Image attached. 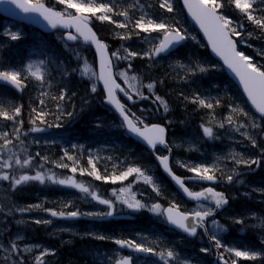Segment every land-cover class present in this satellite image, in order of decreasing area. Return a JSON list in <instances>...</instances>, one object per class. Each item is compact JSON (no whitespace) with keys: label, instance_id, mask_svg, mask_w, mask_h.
Instances as JSON below:
<instances>
[{"label":"rangeland","instance_id":"1","mask_svg":"<svg viewBox=\"0 0 264 264\" xmlns=\"http://www.w3.org/2000/svg\"><path fill=\"white\" fill-rule=\"evenodd\" d=\"M31 1L34 2V0ZM94 2H100V0H94ZM102 2L111 5L120 4V12L128 13L127 19L118 15L120 12L108 13L112 19L115 18V21L126 23L127 27L120 28L114 23L118 34L115 33L113 38H116L118 43L114 46L112 39H107L105 42L111 48L112 53L117 52L121 57L126 56L127 52L140 54L130 59L112 57L116 76L128 92L135 97H148L147 100L132 108L140 118L151 123H163L170 129L169 143L174 152L173 169L183 176H194L195 173L188 171L187 167H181V164L189 167L204 165L212 169L210 174L214 173L216 177L227 180L228 176L233 177L241 169L252 168L255 165L237 163L238 160L250 162L262 156L258 161L261 168L264 167V120L246 111L228 79L226 80L228 83L222 87L212 83L221 79L223 68L204 58L206 57L202 53L204 45L198 33L192 27L182 23L184 22L182 16L175 10L173 1H171L173 11L168 12L169 18H166L164 23L179 27L190 38L191 44L184 47L181 53L170 57L171 59L157 61L143 54L159 44L161 33H144L135 28L134 24L142 16L152 19L151 16L157 15L158 2H162V0H102ZM219 2L222 7L218 11L229 18L232 21V26L240 32L239 37H234L238 41L241 52L251 57L253 62L261 67V70H264V28L257 26L254 22L250 23L247 18L245 21L243 17H237L236 15H245L236 9L230 0H219ZM250 10L258 15V19H264V0H252V9ZM74 11V9L67 10V12ZM98 14L101 15V13H97V16H99ZM172 22H176V24L172 25ZM11 34H15L19 38L13 40ZM121 36L129 38L122 39ZM51 38L68 52L75 66L73 74L80 82L86 84L85 91H79L81 97H87V100L83 102L88 104L86 110L72 108L67 112L65 106L60 107L59 104L53 102L55 100L53 97L57 93L52 87V73L50 76L49 72L51 67L48 68L47 73V76L51 77V81L43 78L37 80L30 75L29 65H32L33 71L39 68L42 77L44 73V60L36 48L39 43L33 42V35L30 31H24L13 24L0 26V71H17L21 75L23 73V80L27 82L30 91L32 88L36 89L37 86H40L42 90H36V92L38 94L46 93L42 95L45 98H38L39 105L43 101L49 107L47 111L42 108L37 111L46 113L41 119H36L29 112L35 121L47 119V125H43L45 129L37 127L35 122L23 123L25 118L21 117V114L24 111L16 117L15 121L0 117V163L4 160H9L12 163L11 168H0V174L6 172L10 177L18 178L20 175L34 176L40 172L45 177L43 183L30 180L15 187L12 186L11 179L0 180V199L5 203V205L3 203L4 209L0 210L1 263L35 264L36 257L47 250L49 254L43 256L44 264H113L114 260L121 256L115 243L116 240L121 239V235L124 237L127 235L129 240L153 249L154 258L147 264H166V262L167 264H204V260L201 258L204 255H208V260L212 259L214 256L209 257L211 252L210 254L201 251L205 248V240L201 237L198 242L191 241L182 235V237L177 236L175 232L166 228H162L160 232L130 229L131 236L120 229H117V233H112L115 221H117V225H120L119 222L126 220L127 217L139 216L143 212L156 221L165 222L163 214L149 211L153 204L161 205V213H163L166 203L175 204L177 208L189 213L206 208L199 205L192 206L184 201L163 177L158 165L150 162V154L145 149L133 146L130 148L115 146V138L121 136L126 138V133H124L122 123L110 109L102 104L103 95L97 78L93 50L81 43L74 46L66 45L61 33H57ZM10 43L22 45L13 49H20L22 57H25L24 64L12 63L10 59L11 56L14 57L13 53L8 58L5 56L2 46ZM23 49L25 52H22ZM138 59L139 63H137ZM193 61L196 63L191 64ZM13 64L16 66H12ZM172 65L178 75L172 81H175L176 89H179L182 94L178 97L180 106L189 109L195 104L199 105V103L193 102L194 99L199 98L216 107L214 110L208 111L199 105L200 109H195L198 114L194 115V118L187 119L186 125H180L168 97L162 96L159 92L160 88L164 89L165 82L164 79H158L156 73L162 68V73H164L165 68L168 70ZM85 66L88 68L87 72H85ZM200 67L205 68L206 71L200 72ZM122 72L127 73L128 83L125 82L124 77L119 75ZM132 76H136L137 80L131 81ZM166 79L171 83L169 78ZM149 83L155 85L152 91L146 87ZM93 86L96 88L95 92L92 91ZM137 89L140 94H137ZM156 96L163 98L167 103L168 111H164L163 106L156 100ZM24 100L25 97L21 101ZM27 101L36 103L37 99L30 95ZM17 102L20 103L13 96H8V92H0V110L8 111L11 114L15 108H23V105H17ZM222 106L226 109H222L223 112L219 113ZM201 109H203L202 112ZM26 114L28 115L27 111ZM229 117H231L232 123L228 122ZM83 119L86 124L84 127L86 126L88 130L76 133L77 137L73 138L77 125ZM202 120L204 121L202 122ZM188 121H195L197 124L191 126ZM221 125L223 126L221 127ZM204 127L212 129V136L204 134ZM176 128L183 129L182 131L187 134L178 133ZM5 132L8 133L7 139L12 140V144L7 148L2 147L5 142L2 134ZM81 133L83 135H80ZM101 135H108L103 141L112 140V144H95L101 140L99 138ZM164 154L160 151V155ZM68 156L73 159L69 160ZM16 158L21 161L30 159V166L16 165L14 163ZM89 160H92L96 167L108 171V176L119 175L129 167H139L146 175L153 178L159 188V194L153 191L152 186L145 184L142 179L137 180L135 175L117 183L96 180L94 177L89 180L86 172L83 175L80 173V169L85 166L87 169H91ZM64 164L68 167L59 166ZM72 167H76L77 172L73 173ZM16 169H18L17 173H15ZM49 176H52L53 179L49 180ZM69 178L88 187L89 192L96 193L99 199L111 201L113 207L110 209L108 205L100 203L99 199H93L90 194L84 193L78 188L54 182ZM161 178H164L165 181L163 182ZM246 179H239L234 186L222 189L230 198L235 197L236 200L238 197L245 198L250 206L247 216L238 219L237 214L241 212L240 210L224 208L222 215L215 220L223 226L224 230H218L212 221L209 222L208 230L211 236L215 234L221 241L223 247L220 249L229 262L236 259L237 264H264V208L257 207L258 203L254 208L252 206L256 196H262V201H264V178L261 175L250 176ZM129 186L131 194H134L136 199L147 207L136 211L129 209L126 204L121 202L122 198H129V193H121L120 189ZM34 205H40V207H32ZM21 209L24 211H20ZM51 211L63 212L65 215L63 217L52 216ZM108 211H112L113 215H104ZM71 212H77L79 215L70 217L68 213ZM36 220L49 222L37 224ZM237 220L245 222V225L241 226L236 223ZM101 236L106 239H99L98 237ZM242 238L251 241V244L248 243L251 245L249 248L240 247ZM13 243L17 245L16 250L12 249ZM228 248L256 252L258 257L254 261L235 258L227 251ZM25 249H31V251H25ZM168 251L175 253V259H169L166 255L164 259H161L159 253L166 254ZM137 264L145 263L138 261Z\"/></svg>","mask_w":264,"mask_h":264},{"label":"snow or ice","instance_id":"2","mask_svg":"<svg viewBox=\"0 0 264 264\" xmlns=\"http://www.w3.org/2000/svg\"><path fill=\"white\" fill-rule=\"evenodd\" d=\"M12 4L19 9H21L25 13H39L48 23L53 27H57V25H61L64 27H75L76 32L86 43L94 44L100 54V75L99 79L103 81L104 88L107 93V102L114 105L117 111H119L121 117L123 118L124 124L127 126L128 130L132 133H135L138 137H141L144 141L147 142L152 148H155L157 144L164 145L165 144V129L160 125H144L143 128L138 126V124H143L142 120L138 122H134L133 118L135 117V113L131 115L126 111L125 105L121 103V101L117 98V91L124 93L129 100L132 99V96L128 94L125 88L121 87L120 84L116 82L113 78L112 73V59L107 55V45L101 42L96 34L92 31L90 25L91 18L95 17L101 21H109L115 23L117 27L125 28L127 27L126 23L113 21L112 17L108 15V13H113L114 8L110 3H105L100 0V2H94V0H57V3L64 5V11H56L53 8L47 7L44 3L39 2L37 0L36 3H32L31 0H10ZM186 7L189 12L193 16V18L199 23L200 27L204 30L205 35H207L209 42L212 45L213 51H215L219 56H221L224 60V63L228 65V67L239 77L240 82L244 86L245 92L248 94L249 99L252 104L255 105L256 109L264 114V70H261V67L257 66L251 57L246 56L243 52L237 50L236 41L232 39L233 36L239 37L240 32H238L235 27L232 26V21L225 17L223 14L219 13V9L222 7V4L219 0H184ZM230 3H234L235 8L240 10L242 13L246 14L247 19L249 21L254 22L257 26L264 28V19L255 18L250 9H252V0H230ZM160 7L165 9L168 12H172V2L171 0H162L160 3ZM69 9H74V12H67ZM97 13H102L97 16ZM118 15L124 16L126 19L128 18L127 12H120ZM135 28H138L140 31L144 33L151 32H159L161 33V37L159 40V44L154 46L149 52H145L143 55L148 56L149 58L158 55L160 53L169 52L173 50L177 45H179L182 41H184L187 37L182 33L181 29L168 25L164 22L156 23L152 19L145 20L142 16L140 19L135 21ZM139 33H137L138 35ZM19 37L15 34H11V39L16 40ZM69 40H76L78 37L76 35L69 34L67 37ZM122 39L129 38L127 36H121ZM127 51V50H126ZM140 55L135 52H127V55L121 57L117 52L111 53V57H115L116 59H130ZM28 71L32 77H35L37 80H42V75L40 73L39 68L35 71L32 70V65L28 66ZM88 71L87 66H85V72ZM200 72L206 71L205 68L200 67ZM121 77L125 78V82H129V78L127 77V73H119ZM131 81L137 80L136 76H132L130 78ZM0 81L11 84L17 89L22 88L23 80L21 79L20 72L17 71H0ZM149 91L155 87L153 83H149L146 85ZM92 91L95 92L96 88L93 86ZM137 94H140L137 89ZM146 98V97H142ZM59 99H64V95L62 94ZM156 100L160 102L163 106L164 111H168L167 103L163 100L162 97L156 96ZM195 103H199V105L207 108H212L213 105L211 103H206L203 99L196 98L194 99ZM43 103V101H41ZM36 111L35 109L33 110ZM21 113V109L19 107L15 108L13 113H9L8 111L0 110V117H3L5 120L15 121L16 117H18ZM46 113L43 111H39L36 114V119H41ZM71 115V113H69ZM228 122L232 123L231 117L228 118ZM22 123V122H19ZM223 125H221L222 127ZM243 127V125H241ZM18 131V129H17ZM203 132L206 136H212V129L209 127H204ZM8 133H3L2 137L4 138V145L2 147L7 148L8 145L12 144V140L7 139ZM255 144V141H253ZM68 159H73L71 156H68ZM160 164L163 166L166 172L171 176V178L175 181V183L192 199L200 200V199H210L214 201L215 208H207L199 211H195L192 213H182L177 209V206L173 204L172 206L163 210L161 213V205L153 204L149 211L157 214L166 215L167 221L176 227L182 229L184 232L188 233L191 236H195L197 234V228L204 227V221L207 217H210L214 214L216 209L221 208L222 206L228 203L227 199L223 195V193L216 192L213 188H207L202 192H192L190 191L184 183V180L180 177L176 176L170 166H169V158L167 156L157 157ZM30 159H24L21 161L19 158H16L14 163L21 167L30 166ZM91 165V171H88L87 174L93 176L96 180H104L105 182H123L127 180L129 177L135 175L137 180H143L145 184L152 186L153 191L159 194V188L156 186L153 178L145 174L144 171L139 167H129L125 171L121 172L119 175L113 174L109 176H101L99 171L96 169L95 164L92 160L88 162ZM237 163H251L258 164L259 161H243L238 160ZM61 167H68V165H59ZM12 163L9 160H4L0 163V168H11ZM181 167H187L188 171L195 173L193 177H189V179H200L213 181L216 179L214 173H212V169L204 165L192 166L189 167L187 165L181 164ZM71 171L73 173L77 172L76 167H72ZM81 175L85 174L84 169H80ZM12 180V186H18L22 183H25L30 180L44 182V175L40 172H37L34 176L30 175H20L18 178L10 177L8 173L0 174V180L8 181ZM49 180H52L53 177L49 176ZM233 177L228 176L227 180L232 181ZM54 182L59 183L61 185H70L71 187L78 188L80 191L84 193H88L92 196L93 199H99V197L94 192H89V188L84 186L81 183H78L74 179H59ZM121 193H129V198H122L121 202L126 204L129 209L132 210H140L147 205L142 203L140 200H137L134 194H131V187H126L120 189ZM99 202L111 209L113 207L112 202L109 200L99 199ZM32 207H40V205H34ZM20 211H24L21 209ZM52 216H61L63 217L65 213L51 211ZM79 213L71 212L68 213L70 217H76ZM98 215V214H91ZM104 215L111 216L113 215L112 211H108L104 213ZM49 221H40L36 220L35 223H48ZM236 223H243L241 220L235 221ZM213 225L218 230H224L223 226L220 225L217 221H212ZM99 239H106V237H98ZM216 244L217 248L223 247L221 241L217 239L216 235L213 234L210 237ZM115 243L120 245L122 248L127 247L134 251L139 252H152L153 249L150 247H145L142 244L136 243L132 240H116ZM17 245L15 243L12 244V249L16 250ZM25 251H31V249H25ZM202 252L208 251V249H201ZM227 251L231 253L235 258H242L244 260L254 261L258 257V253L251 252L247 250H237L235 248H228ZM48 251L45 250L41 253L40 256L36 257L35 264H44L43 256L48 255ZM165 255L169 259H175V253L173 251H168L166 254L164 252L159 253L161 259L165 258ZM117 264H131V257L123 258L117 261ZM167 264V262H166ZM225 264H229V262H225ZM230 264H237V260H231Z\"/></svg>","mask_w":264,"mask_h":264},{"label":"trees","instance_id":"3","mask_svg":"<svg viewBox=\"0 0 264 264\" xmlns=\"http://www.w3.org/2000/svg\"><path fill=\"white\" fill-rule=\"evenodd\" d=\"M42 1H45L52 6L65 7L64 5L57 3V0H42ZM173 2H175L177 10H178L179 14H181V16H182V19L184 21L183 23H185V24L188 23V21L186 20L185 14L182 10V6L180 5L179 0H173ZM112 6L114 8V12H120L121 11V5L120 4H116V5H112ZM250 12L255 18H258L257 17L258 15L256 13L252 12L251 10H250ZM163 14L167 15L168 12L165 9H163ZM98 15H100V14H98ZM244 15L245 16H243V15H236V16L237 17H243V19L247 18L246 14H244ZM151 18L154 20H157V19H159V16L153 15V16H151ZM112 20L115 21V18H113ZM94 21H95V29L97 30L98 35L106 41H107V39H112L114 42L113 45L114 46L117 45L118 41H116V38H113L116 34H118V31L115 30L116 27L114 26V23L109 22L107 20L100 22V20H98L95 17H94ZM245 21H246V19H245ZM249 22L252 23V21H249ZM1 23L2 24L4 23V19H2L0 17V26H1ZM31 33L33 35V42L35 44L38 43L40 40H43V43L41 45L43 46L42 48L44 49V51L46 53L45 57L49 60V64L51 66L54 65L55 69L52 67V69H53L52 70V81H53L52 87H53V90L57 93L53 97L55 99L54 102L59 104L60 107H64V106L67 107L68 110H70L72 108L80 110L81 107H82V109L86 110L88 108V104H84L83 102L85 100H87V97L86 96L81 97L79 94V91H85L86 84L83 82H80L77 79L76 75L72 73L74 65H73V62H72L70 56L60 46L56 45L52 41H49V39L46 35L39 34V32L36 30H32ZM140 33H142V32H140ZM37 34H39V35H37ZM37 45H39V44H37ZM16 46H19V44L10 43L9 45L3 44V46H2L3 47L2 51L4 52V54L7 58L10 57L11 53L15 54L14 57L11 56L10 60L12 61V63L13 62L18 63L19 61H22L24 59L21 55L22 53H20V49H13ZM22 52H25V49H23ZM204 53L206 56V57H204L205 59H207V60L212 59L210 57L207 49L204 51ZM185 58L187 60H189V58L187 56H185ZM168 59H171V58H168ZM212 61L214 63H216L213 59H212ZM139 62H140V60L138 59L137 63H139ZM192 63H196V62L193 61V62H191V64ZM12 66H16V65L13 64ZM263 68H264V66H263ZM139 70H141V69H139ZM162 71H163V68H162V70H159L156 73V76L158 77V79H164V82H165L164 89L160 88L159 92L162 96L168 97L169 102L172 105L171 108L173 111H175L176 119H177V121L179 120L180 125H186L185 121L187 119H190L191 117L194 118V115L198 114V113H196L195 109H200V106L195 104L194 106L189 107V109L186 108L185 106H180L178 104V101H179L178 97L182 94H181L179 89H176L177 87H176V84L174 83L175 81H172L174 78H176V76H178L175 73V68L172 65V67L170 66V68L168 70H167V68H165L164 73H162ZM167 71H169V72L167 73ZM221 74H222L221 79H217L214 82L211 81L212 83H214L218 87H222V85H226V83H228L226 81L228 79L226 74L224 72H221ZM166 78H169L171 83H169L168 79H166ZM232 86L233 85H231V87ZM233 89L236 91L237 96L239 97L240 101L244 104V107L246 108V111L248 112L249 108L246 105L244 98L241 96V94L237 91V89L234 86H233ZM62 94L64 95V99L61 100V99H59V97ZM30 107H31V105L29 104L27 106V109H29ZM202 107L203 106H201V108ZM203 108L207 109L208 111H211V110H214L216 107H212V108L203 107ZM221 109H226V107L222 106L219 109V113L223 112ZM202 110L203 109H201V112H202ZM198 112H199V110H198ZM183 118H184V120H183ZM203 121L204 120H202V122ZM188 122H190L191 126H195L197 124L195 121H188ZM176 129H177L178 133H186V132L182 131L183 129L182 130H179L178 128H176ZM83 130H85V129H83ZM80 135H82V134H80ZM108 135H113V134H108ZM108 135H105V136L101 135L100 138L104 139ZM116 141L118 143L122 142L120 139H116ZM124 141L129 143L127 146H130L131 142L133 143V141H131V140L125 139ZM149 160L152 161V158L149 157ZM83 169L85 170L86 173L88 171H91V169H87L86 166L83 167ZM97 170L99 171L101 176H108L107 175L108 171H104L100 167H98ZM260 174L264 178V171L259 172L258 175H260ZM88 176L91 179L93 178V176H91V175H88ZM240 240L244 243H251V241L248 240L247 238H242Z\"/></svg>","mask_w":264,"mask_h":264},{"label":"water","instance_id":"4","mask_svg":"<svg viewBox=\"0 0 264 264\" xmlns=\"http://www.w3.org/2000/svg\"><path fill=\"white\" fill-rule=\"evenodd\" d=\"M183 1V4H184V6H185V9H186V11H187V14H188V17H189V19L191 20V22L192 23H194L195 24V26L199 29V31L201 32V34H202V36L205 38V40H206V42H207V44L209 45V47H210V50H211V53L213 54V56L216 58V59H218L219 61H221L223 64H224V66H225V69H226V72L230 75V77L237 83V85L240 87V89H241V91L243 92V94H244V96L247 98V100H248V102H249V104H250V106L252 107V109L254 110V112L256 113V114H258V115H260V116H262V117H264V114H261L257 109H256V107H255V105H253L252 104V102H251V100L249 99V97H248V94L245 92V90H244V86H243V84L240 82V79H239V77L238 76H236V74L228 67V65L227 64H225L224 63V60H223V58L221 57V56H219L215 51H213V48H212V45H211V43L209 42V39H208V37H207V35H205V32H204V30L200 27V25H199V23H197V21L193 18V16L191 15V13L189 12V10H188V8L186 7V5H185V3H184V0H182ZM11 5H13L11 2H10V0H0V11L2 12V13H8V15H10V16H13L14 17V14H12L11 12H9V10L10 9H6L5 7H9V6H11ZM16 7V6H15ZM16 10L18 11V12H21L22 14L21 15H19L18 16V18H20V19H22V20H25V21H28V22H30V23H33V24H35L36 26H38V27H40V28H42V29H44V30H47V31H53L55 28H53L49 23H48V21H46L39 13H25V12H23L21 9H19V8H17L16 7ZM90 23H92V19H91V22ZM90 27H91V25H89ZM57 27H60V28H62V29H64V30H74L75 32H76V29H75V27H64V26H61V25H57ZM91 29H92V27H91ZM92 31L96 34V36H97V38L99 39V37H98V35H97V33L92 29ZM77 33V32H76ZM78 34V33H77ZM79 35V34H78ZM82 38V37H81ZM83 39V38H82ZM100 40V39H99ZM70 42H73L74 40H69ZM84 41V40H83ZM182 42H184V41H182ZM181 42V43H182ZM84 43L85 44H87V45H90V46H92L93 48H94V50H95V52H96V55H97V61H98V70H99V75H100V71H101V69H100V54H99V52H98V50H97V48H96V46L94 45V44H91V43H86L85 41H84ZM172 50H170L169 52H165V53H160V54H165V55H167V54H169L170 52H171ZM160 54H158V55H156V57L157 56H159ZM107 55L110 57V55H109V52H108V48H107ZM112 73H113V78L116 80V78H115V76H114V69H113V64H112ZM100 82H101V84L103 85V88H104V83H103V81L102 80H100ZM116 82H117V80H116ZM104 91H105V95H106V99H105V103L106 104H108V105H110L111 106V108L115 111V113L119 116V118L123 121V118L121 117V115H120V113H119V111H117L116 110V108L114 107V105H112V104H110V103H108L107 102V93H106V90H105V88H104ZM117 92H119V91H117ZM122 95H124V96H126L124 93H122V92H120ZM116 95H117V93H116ZM127 97V96H126ZM117 98H118V95H117ZM119 99V98H118ZM124 123V122H123ZM155 125H160V124H155ZM160 126H162L164 129H165V144L164 145H160V144H157L156 145V147L155 148H152L150 145H148L147 144V142L146 141H144L141 137H138L135 133H132V132H130L129 130H128V128H127V126L125 125V127H126V130H127V132L129 133V135L132 137V138H134L135 140H137V141H139V142H141L143 145H145L151 152H153L157 147H161V148H164V149H166V150H170V148H169V145L167 144V137H168V131H167V129H166V127L165 126H163V125H160ZM168 158H169V166H170V160H171V158H172V152L170 151V153H169V155L167 156ZM157 161H158V163L160 164V162H159V160L157 159ZM160 166H161V168H162V170H163V172L174 182V184H175V186L178 188V190L188 199V200H191V201H205V202H209V203H212V204H214V201H212V200H210V199H200V200H195V199H192V198H190L176 183H175V181L171 178V176L168 174V172H166L165 171V169L163 168V166L160 164ZM177 176V175H176ZM182 179V178H181ZM184 180V179H183ZM194 180H197V181H201V182H205V183H218V180H213V181H207V180H200V179H194ZM221 193V192H220ZM224 195V194H223ZM215 205V204H214ZM228 205V203L226 204V205H224V206H222V207H226ZM181 212V211H180ZM211 217H214V215H212ZM170 225L171 226H173V227H175L176 229H178L179 231H181V232H183V233H186V232H184L182 229H180V228H178V227H176L175 225H173V224H171L170 223ZM198 229H199V227L197 228V231H198ZM187 235H189L188 233H186ZM190 237H194V236H191V235H189ZM225 260H221V259H219V258H217V260H216V264H225Z\"/></svg>","mask_w":264,"mask_h":264},{"label":"flooded vegetation","instance_id":"5","mask_svg":"<svg viewBox=\"0 0 264 264\" xmlns=\"http://www.w3.org/2000/svg\"><path fill=\"white\" fill-rule=\"evenodd\" d=\"M222 184L223 185H225L226 184V180L224 181V179H222ZM232 183H233V185H234V182L232 181ZM194 187H192V190H194V191H201V190H203V189H205L207 186L206 185H197V184H195V185H193ZM262 199H263V197L262 196H256V197H254V200H253V202H252V206H253V208L255 207V205L258 203V206L257 207H259V208H261V209H263L264 208V201H262ZM245 200V198H240V197H238L237 198V200H236V198L235 197H229V200H228V205H227V209H236V210H240V211H244V212H248V210L250 209V206H249V204L246 202V200ZM257 201V202H256ZM201 205H203V206H207V205H205V204H201ZM207 208H213V207H211V206H207ZM206 208V209H207ZM224 209H222L219 213H218V215H217V218H219L221 215H222V213L224 212L223 211ZM117 221H115V225H114V227H113V231L114 232H112V233H117L118 231H117V229H120V230H122V231H124L125 233H127L129 236H131V233H130V229H131V226H129L128 224H130L129 223V221L128 220H124V221H121V222H119V223H124V225H125V228H123V226L122 225H117V223H116ZM241 226H243V225H245V224H242V223H239ZM127 236V235H126ZM124 237V236H122L121 235V239L120 240H129V237L127 236V237ZM206 238V237H204L203 236V233L202 234H199L198 235V238L196 239L197 241L196 242H198V240H199V238ZM207 240V239H206ZM208 241V240H207ZM120 257H118V259L116 258L115 260H114V262H113V264H116V262L119 260V259H122V258H124L125 256H129V254L128 253H125V252H120ZM136 256V258H134V263H137V261L138 260H140V258L141 257H139L138 255H135ZM142 261L144 262V263H150L151 262V259H142Z\"/></svg>","mask_w":264,"mask_h":264},{"label":"bare ground","instance_id":"6","mask_svg":"<svg viewBox=\"0 0 264 264\" xmlns=\"http://www.w3.org/2000/svg\"><path fill=\"white\" fill-rule=\"evenodd\" d=\"M98 34V33H97ZM263 37V36H262ZM186 90V89H185ZM188 90V89H187ZM218 101V100H217ZM216 102V101H215ZM214 102V103H215ZM227 102V101H226ZM219 104V103H218ZM224 104V103H223ZM223 104H221V105H223ZM220 105V104H219ZM222 110V109H221ZM203 111V110H202ZM218 112V111H217ZM209 113V112H208ZM212 114V113H211ZM219 114V113H218ZM202 115V114H201ZM206 115V114H205ZM221 115V114H220ZM208 116V115H207ZM208 118H210V117H208ZM166 126V125H165ZM166 129H167V131H168V133H169V135H170V129L168 128V127H166ZM197 133V132H196ZM82 134V133H81ZM184 134H186V133H184ZM83 135V134H82ZM155 163V162H154ZM252 167V166H251ZM178 173V172H177ZM223 174V173H222ZM225 174V173H224ZM160 175V174H159ZM245 177H250V176H248V175H245ZM159 178V177H158ZM162 179V178H161ZM227 179V178H226ZM163 180V179H162ZM250 180H252L251 178H250ZM259 181V180H258ZM234 182V181H233ZM257 192V191H256ZM227 207V206H226ZM237 216H238V219H243V218H245L246 216H247V212H244V211H241L240 213H238L237 214ZM248 219V218H247ZM249 223V222H248ZM242 224H245V222H243ZM211 257V256H210ZM225 261H227V262H229V260H227V259H225ZM229 264H230V262H229Z\"/></svg>","mask_w":264,"mask_h":264}]
</instances>
